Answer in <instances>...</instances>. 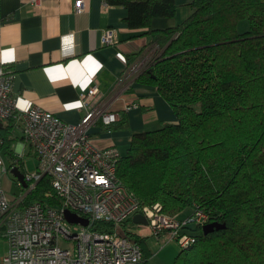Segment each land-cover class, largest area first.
I'll list each match as a JSON object with an SVG mask.
<instances>
[{"label": "trees", "instance_id": "16d2710c", "mask_svg": "<svg viewBox=\"0 0 264 264\" xmlns=\"http://www.w3.org/2000/svg\"><path fill=\"white\" fill-rule=\"evenodd\" d=\"M104 1L125 6L129 26L152 36L156 55L137 80L155 85L177 117L133 135L118 177L142 204L159 202L170 214L205 207L211 222L222 224L208 233L193 227L196 242L172 264H264V0H192L184 21L161 29L152 19L174 16L177 0ZM243 20L248 27L241 30ZM0 139L11 153L10 126L0 127ZM49 190L45 174L26 198L42 199ZM130 236L147 263L146 238Z\"/></svg>", "mask_w": 264, "mask_h": 264}, {"label": "built area", "instance_id": "2783aa9c", "mask_svg": "<svg viewBox=\"0 0 264 264\" xmlns=\"http://www.w3.org/2000/svg\"><path fill=\"white\" fill-rule=\"evenodd\" d=\"M83 10L84 0H75V11ZM102 42L115 43L114 28L104 30ZM157 48L147 46L118 80L137 73ZM14 75L12 68L0 63V120L20 125L38 166L23 172L25 187L16 178L23 190L10 195L1 184L7 166L0 146V239L6 245L0 264H147L142 246L130 236L142 224H135L137 230L127 225L138 213L147 218L153 235L167 233L181 248L196 242L192 228L211 222L213 212L195 206L189 215L179 216L163 211L159 202L142 204L118 177L119 148L92 144L90 126L98 122L109 125L118 119V113L99 104L103 93L97 83L80 93L84 114L79 122L71 123L37 105L19 108ZM45 174L51 178L52 190L42 199L26 202L28 191ZM54 196L58 201L51 203L48 198ZM66 209L89 222H70ZM96 221L109 223L110 230L94 229Z\"/></svg>", "mask_w": 264, "mask_h": 264}, {"label": "crops", "instance_id": "0c3cea01", "mask_svg": "<svg viewBox=\"0 0 264 264\" xmlns=\"http://www.w3.org/2000/svg\"><path fill=\"white\" fill-rule=\"evenodd\" d=\"M191 2L177 0L176 14L153 18L152 28L180 24L190 15ZM127 15L125 6L104 0H84L82 12L75 11V0H0V63L14 70L13 92L18 96L19 108L37 105L67 122L77 123L84 114L80 93L97 83L103 93L99 104L118 113L116 122L125 119L128 126L117 127L119 123L115 122L107 128L98 122L89 128L91 142L99 148L116 145L122 154L134 134L176 122L172 106L155 85L138 81L139 73L118 80L152 39L141 29L130 27ZM107 28H114L115 43L102 42ZM129 55H137L132 63L128 61ZM2 126H10L12 137L11 153L1 148L7 166L1 181L8 188L11 180L16 182L17 178L12 169H35L38 158L23 137L20 125L2 121ZM31 201L26 198V202ZM193 209L187 207L178 215L189 214ZM136 223L142 224L137 233L146 238L153 252L152 264H172L173 256L154 259L162 247L173 242L169 234L153 235L147 223L134 217L127 225L137 230Z\"/></svg>", "mask_w": 264, "mask_h": 264}, {"label": "rangeland", "instance_id": "374dc122", "mask_svg": "<svg viewBox=\"0 0 264 264\" xmlns=\"http://www.w3.org/2000/svg\"><path fill=\"white\" fill-rule=\"evenodd\" d=\"M246 27H248V20H243L242 22H240V24H239V29H241V30H244ZM156 54H154V56H155ZM154 56H152V58L154 57ZM151 58V59H152ZM147 65H148V63L147 64H145V65H143V67H141V69L139 70V71H137V73H140L144 68H146L147 67ZM7 158V157H6ZM30 160V159H29ZM28 160V161H29ZM28 163H30V162H28ZM36 169V168H35ZM35 169H31V170H29V171H33V170H35ZM1 184H2V187L4 188V190H6L9 194H11V195H13V194H18V193H20V191L18 192V191H16L17 190V188H19L18 186H17V184H16V182L14 181V180H11V183H10V185H9V187L8 188H6L5 187V185H4V183H3V181H1ZM193 212V211H192ZM192 212H190V213H192ZM189 213V214H190ZM189 214H186V215H189ZM186 215H183V216H186ZM5 241L2 239H0V255H3L4 253H5V250H6V245H5V243H4ZM161 250V251H160ZM159 251H160V253H158V254H156V255H154V259L155 260H157V259H159V258H162V257H164V258H167V257H170V256H173V258H172V260L171 261H174L175 260V257H176V255L180 252V250H181V247L178 245V243L176 242V241H173V242H171L170 244H167V245H165L164 247H162L161 249H160ZM175 250L177 251L176 253H175ZM174 253H175V255H174ZM152 254H153V252H152ZM152 254H151V256H152ZM150 256V257H151ZM149 257V259H150V264H152L153 262H155V261H152V257L150 258Z\"/></svg>", "mask_w": 264, "mask_h": 264}, {"label": "water", "instance_id": "95a60500", "mask_svg": "<svg viewBox=\"0 0 264 264\" xmlns=\"http://www.w3.org/2000/svg\"><path fill=\"white\" fill-rule=\"evenodd\" d=\"M1 123H2V121L0 120V124ZM12 172H14V174L16 175L18 180H20L24 186L27 185V183L24 179V173L21 170H19V168H13ZM64 213L70 222H80L83 224H87L89 222L88 218L82 217L78 213L70 211L69 209H66L64 211ZM134 219H136L137 221L142 222V223H147V218L141 213L136 214L134 216ZM221 226H222V224H220L216 221L209 222L203 226V230H204V232L208 233L210 231H213L214 229L220 228Z\"/></svg>", "mask_w": 264, "mask_h": 264}]
</instances>
